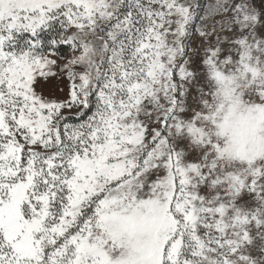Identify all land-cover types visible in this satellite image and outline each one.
<instances>
[{
    "label": "snow or ice",
    "instance_id": "6c2138e0",
    "mask_svg": "<svg viewBox=\"0 0 264 264\" xmlns=\"http://www.w3.org/2000/svg\"><path fill=\"white\" fill-rule=\"evenodd\" d=\"M0 264H264V0H0Z\"/></svg>",
    "mask_w": 264,
    "mask_h": 264
}]
</instances>
